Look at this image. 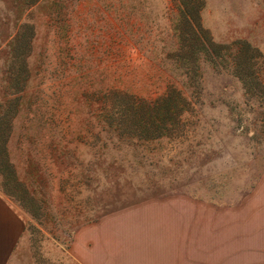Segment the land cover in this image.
<instances>
[{"label": "rangeland", "instance_id": "1", "mask_svg": "<svg viewBox=\"0 0 264 264\" xmlns=\"http://www.w3.org/2000/svg\"><path fill=\"white\" fill-rule=\"evenodd\" d=\"M174 17L172 0H0V73L34 30L9 144L26 205L0 184L26 222L14 264H189L185 200L233 201L264 168V98L221 56L176 62ZM201 21L264 53V0H204ZM169 84L186 104L156 128Z\"/></svg>", "mask_w": 264, "mask_h": 264}, {"label": "trees", "instance_id": "2", "mask_svg": "<svg viewBox=\"0 0 264 264\" xmlns=\"http://www.w3.org/2000/svg\"><path fill=\"white\" fill-rule=\"evenodd\" d=\"M36 2L37 0H31V4ZM172 2L175 7L174 30L177 33L175 61L182 63V67H185V65L197 63L198 58L213 62L217 59L214 55L221 56L219 58L227 61L245 92L264 98V53L244 39L225 44L215 42L210 32L202 26L201 11L204 0H172ZM30 30L32 34L29 35ZM33 33L32 25L27 22L20 24L6 47L7 68L0 73L2 85L0 99L3 100V102L0 101V184L5 193L16 197L22 204L26 203L23 194L27 192L12 161L9 144L13 127L12 118L18 105H21L22 100L24 101L28 86L30 56L28 52L32 46L30 37ZM192 74L195 72L187 68L182 73L183 80L188 82L193 78ZM186 98L182 89L169 84L167 92L160 95L153 106H150L155 111L152 118L155 127L159 125L161 127L171 113L174 117L173 121L178 122L184 110ZM145 117L151 118L152 114L148 111ZM142 131L143 129L141 133Z\"/></svg>", "mask_w": 264, "mask_h": 264}, {"label": "crops", "instance_id": "3", "mask_svg": "<svg viewBox=\"0 0 264 264\" xmlns=\"http://www.w3.org/2000/svg\"><path fill=\"white\" fill-rule=\"evenodd\" d=\"M189 264H264V168L235 200H185ZM25 220L0 191V264H14Z\"/></svg>", "mask_w": 264, "mask_h": 264}]
</instances>
